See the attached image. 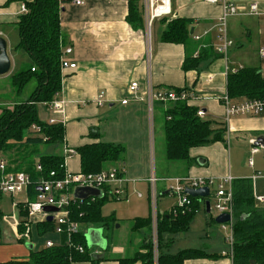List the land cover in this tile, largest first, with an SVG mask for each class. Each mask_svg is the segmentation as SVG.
<instances>
[{
    "label": "crops",
    "instance_id": "1",
    "mask_svg": "<svg viewBox=\"0 0 264 264\" xmlns=\"http://www.w3.org/2000/svg\"><path fill=\"white\" fill-rule=\"evenodd\" d=\"M84 1V4L79 5L73 0H60L63 43L73 47L69 59L77 63L75 69H61L62 83L57 98L64 99L66 103L60 110H52L44 103L38 105L42 120L54 118L57 123L65 126L62 144L64 160L69 154L66 146L77 149L92 142L123 145L125 151L119 161L107 164L106 168L122 169L123 176L128 180L126 199L130 194L140 199L146 197V202L150 203V215L141 217L151 218L153 215L152 188L156 190V208L159 214L170 212L177 205L178 202L170 206L165 204L166 198L176 196L170 191L171 181L167 179L176 177H202L217 181L230 174L234 178H251L257 205L264 207V202L259 200V197H264V147L254 144L257 137L264 135V111L258 115L233 116L226 121L225 107L219 101V96L228 92L230 72L246 67L257 68L261 72L264 70V58L259 55V48L264 42V0H228L238 7V12L228 19V34L234 44L227 55L218 54L216 50L219 42L217 25L224 12L221 2L170 0V13L165 17H156L149 27L146 0L140 2L143 12L141 25H135L128 19L131 0ZM255 2L258 12L252 13L251 5ZM22 4L21 0H0V34L8 42L12 59V68L9 73L0 75V84L11 79V75L23 67L24 63H30L27 53L14 50L19 42L15 23L22 14ZM175 17L191 18L194 21L193 38L188 48L183 44L162 40L167 22ZM15 31L17 37L14 35ZM196 35L200 39H196ZM195 43H200L202 47L211 46L213 51L205 52L197 67L186 70L183 65L187 54L198 55V49L194 50ZM132 82H138L134 91L130 89ZM151 88H186L193 91L194 97L188 103L202 109L205 113L203 118L213 121L214 128L225 130V139L193 147L190 149L189 161L176 163L169 161L165 155L164 136L161 140L164 151L159 149L158 157L156 126L164 134L162 113L174 103L157 102L151 114L147 102ZM23 91L16 93L13 88L9 96L0 85V105L11 107L26 100L29 96H24ZM101 93L103 102L98 104L97 98ZM4 95L8 96L3 97ZM245 98L247 97L238 96L232 99L241 101ZM92 128L93 137L89 134ZM28 147L36 151L33 159L37 163L41 155L36 159L38 151L33 145ZM254 147L259 150L252 153ZM258 154H261L260 157L255 159ZM1 156L2 151L0 159ZM251 157L253 165L248 162ZM65 165L70 171H81L78 152L67 156ZM260 172L263 175H258ZM152 175L158 178L155 185L149 180ZM138 187L143 189L142 192L137 191ZM147 190L149 195H146ZM5 196L10 197L13 202V197L6 194L2 195L0 202ZM23 199L16 201L22 205L20 202ZM205 200L206 198L202 200L187 231L168 235L169 242H166L164 250L177 253L181 249L197 248L214 255L189 258L184 264H233L232 243L227 240L231 231L229 233L227 225L223 227L221 223H217L212 209L207 211ZM13 207L15 215L22 219L24 215L21 214V208L14 204ZM4 215L6 214L0 208V216ZM34 219L37 225L40 217L36 216ZM135 219L131 220L132 224ZM1 227L3 230L4 226ZM89 228L101 227L88 226L87 231ZM131 230L132 237L113 240L112 231L109 232L110 239L102 229L107 241L106 248L94 244L90 247V258L72 264H121V258L133 257L138 251L144 253L143 245L151 235L152 226L133 229L131 225ZM48 236L46 240L60 244V235L53 231ZM177 238H184V241L175 247ZM19 240L16 244L2 246L0 262L27 260L32 249L45 246L44 243L37 248L32 238L24 241L19 237ZM30 244L32 247H29ZM135 264L142 263L139 261Z\"/></svg>",
    "mask_w": 264,
    "mask_h": 264
},
{
    "label": "trees",
    "instance_id": "2",
    "mask_svg": "<svg viewBox=\"0 0 264 264\" xmlns=\"http://www.w3.org/2000/svg\"><path fill=\"white\" fill-rule=\"evenodd\" d=\"M27 7V12L19 15L15 23L19 34V42L14 50L25 51L30 63L24 68H19L11 75V81L16 93H21L31 81L35 80L36 86L29 97L15 103L12 108L3 107L0 113V151L9 152L14 149L29 148V145L40 143L64 142L65 126L63 123L50 124L39 116L38 105L51 102L55 94L60 91L62 73L60 59L62 55L63 38L60 22L62 6L60 0H21ZM141 0H131L128 19L135 25L143 22ZM193 19L175 17L167 22L162 33V40L188 46L192 42L191 28ZM198 55L187 54L184 69L197 67L202 61L205 52L213 51V47H202L195 43L194 50ZM218 52V51H217ZM221 54V53H218ZM230 97L246 96L247 98H264V79L257 68L246 67L229 73L228 92ZM198 108L191 106L186 101H178L163 111L165 155L169 161H189L190 149L205 145L212 140L225 139V130L214 128V122L198 115ZM170 116V119L168 117ZM41 128V135H33L32 125ZM93 137V128L89 133ZM47 137L48 139H44ZM81 159V171L85 173L98 172L107 167L109 163H116L121 158L125 147L121 144L110 142H92L77 147ZM26 152L29 154L26 155ZM35 150L24 152L22 158L10 160L9 170L26 171L32 180L28 188L30 199L38 193V181L49 177L55 171L57 177L64 176L63 154H44L37 163L42 169H37L36 160L33 159ZM2 195H0V198ZM189 207L178 209L176 216L173 210L159 214V239L160 255L159 264H184L189 258L214 256L202 249L187 248L177 253L165 252L164 235H172L187 231L195 215L201 207L204 198L193 197ZM233 264H264V207L258 206L254 183L251 178H235L233 181ZM108 196L91 197L83 201L72 203L71 218L88 226L101 227L108 238L109 229L115 224V218L105 216L102 206ZM25 208L21 206V214L25 215ZM150 217H137L132 225L133 229L149 228ZM24 226L21 225L20 230ZM41 236L53 232L54 221L44 220L37 223ZM2 227L0 224V236ZM75 242L83 244L84 253H79L69 247L66 235L60 237L59 245L32 249L29 259H12L0 264H72L75 261L88 259L92 256L88 247L86 233L81 232L74 236ZM145 252L138 251L133 257L121 258V264H154L151 239L143 245Z\"/></svg>",
    "mask_w": 264,
    "mask_h": 264
},
{
    "label": "built area",
    "instance_id": "3",
    "mask_svg": "<svg viewBox=\"0 0 264 264\" xmlns=\"http://www.w3.org/2000/svg\"><path fill=\"white\" fill-rule=\"evenodd\" d=\"M75 3L82 5L85 3L84 0H73ZM212 2H221L224 7L223 15L219 19L218 23V39L216 50L227 55L230 47L234 44L233 39L228 34V19L230 16L235 15L238 12V7L228 0H209ZM166 5V0H146V10L148 21L147 25L150 27L153 20L156 17H164L170 13L169 11L162 10L161 8ZM160 9V10H159ZM159 10V11H158ZM22 12H27V7L22 4ZM252 13L258 12L257 3H252ZM263 33H264V22H263ZM196 39H200L199 35L195 36ZM73 53V47L70 45L63 44L62 55L60 59L61 69H75L77 63L69 59V55ZM259 55L264 58V42L259 48ZM236 71V70H234ZM264 79V70L261 72ZM138 87V82H132L130 89L134 91ZM59 91L55 94L51 102H44L52 110H60L66 101L64 99L57 98ZM194 97L193 91L186 88H162L154 90L151 88L148 93V106L149 111L153 114L155 105L157 102L160 103H176L178 101H190ZM219 101L225 107V119L228 121L231 117L237 115H258L264 111V98H245L241 101H234L228 93H224L219 96ZM98 104L103 102V93L97 98ZM198 115L203 118L205 115L202 109L198 110ZM170 119V116L168 117ZM50 124L57 123V120L51 118L47 121ZM31 131L33 135H41V128L38 125H32ZM48 139L47 137L44 138ZM258 147H254L252 153L257 152ZM66 151L69 152L67 156H73L77 153L76 149L66 146ZM64 160V176L57 177L55 171H51L49 177L42 176L38 181V193L34 199H30L28 194V188L32 184L30 175L23 170H9L7 161L0 159V195H9L13 197V204L21 208L19 201H16L14 197L18 194L25 193V198L21 200V204L24 206L26 213L22 219L13 215V228L17 235L23 239L30 240L32 238V227L36 224L34 217H40V221L47 220L48 216H53L54 221V232L58 235H66L65 243L79 253H84L86 248L83 244L75 242L74 236L81 232L86 233L87 227L85 224L73 220L70 216L71 205L77 201H83V199L76 198L74 191L79 186L99 188L102 191V196L107 195L117 199H123L127 195L126 182L128 181L122 174V169L118 167H111L102 169L98 172L85 173L82 171L73 172L66 169ZM249 164L253 165V158H249ZM37 169H42L41 164L37 163ZM263 175V173H258ZM232 175H226L220 180H214L210 178H193V177H176L167 179L171 181L170 191L178 197V203L173 207L174 216L177 215L178 209H184L191 205V195L186 192L189 187L198 188L208 186L210 188V195H212L211 209L215 210L218 215L222 213L231 214V220L226 223H221L223 227H226L227 223H231V233L227 237L229 242H233V181ZM149 180L152 185L158 180L156 176H151ZM152 204H153V215L152 219V232L150 235L152 250H153V262L159 264L160 255V239H159V213L156 206V190L152 188ZM140 195V193H139ZM92 199L97 198L92 196ZM259 200L264 202V197H259ZM21 205V206H22ZM54 206L59 208L58 211H46L45 207ZM7 218V215L2 216V221ZM23 225L24 229L20 230V226ZM62 244V243H60ZM59 245L54 241L48 239L45 241L46 247Z\"/></svg>",
    "mask_w": 264,
    "mask_h": 264
},
{
    "label": "rangeland",
    "instance_id": "4",
    "mask_svg": "<svg viewBox=\"0 0 264 264\" xmlns=\"http://www.w3.org/2000/svg\"><path fill=\"white\" fill-rule=\"evenodd\" d=\"M15 33H16V31H15ZM14 35H16V37H17V33ZM11 38H13V37H11ZM21 51L23 53H26L23 50H21ZM26 64L27 63H24L22 68L26 67ZM0 85H1L2 89H5L6 92L8 93V95L11 96L10 92L13 89L11 79L8 78L7 80H4ZM35 86H36L35 80L31 81L24 88L23 95L29 96L32 93V91L34 90ZM8 95H4L3 97H7ZM13 106L14 105H12L11 107H9L7 105H0V113H1V108H3V107L12 108ZM156 123H157V121H156ZM163 138H164V134H161L160 129L156 126L155 144H156V152L158 154V157H160L159 149L164 151L163 143L161 141ZM33 147L38 151V155H36L35 158L39 157L40 155H43V154H62V151H63L61 143L57 144V143H45L44 142V143H40V144H33ZM27 149L28 148L23 147L20 150L14 149L13 151H9L7 153L2 152L1 159L10 163V160L13 158H16V157L22 158L24 156V152ZM28 151L31 152L30 149H28ZM27 154H29V153L26 152L25 157L27 156ZM259 155H261V154H258L257 156H255V159L259 158L260 157ZM176 163H178V162H176ZM138 188H139V190H137V191L142 192L141 190H143V189L141 187H138ZM146 195H149L148 190L146 191ZM167 195H169V194H166V196ZM15 198H16V200L23 199V198H25V193L18 194V195H16ZM145 198L140 199V198H138V196L130 194V197H128L127 199L125 197L123 199H117V198L113 199V198L109 197L105 201L104 205L102 206L103 214L107 215V216H112L115 218V221H114L115 224H113L112 228L109 229V231H108V234H109V232L111 233V231H112L113 240H116V239L125 240L127 236L129 238L132 237L133 232L131 230V225H133V224L131 223V220L133 218L150 215V210H151L150 203H147ZM207 199H212V195H209L207 197ZM177 202H178V197L174 196V195H171L169 198H166V200H165L166 206H170L172 203L176 204ZM0 208L3 210L4 214L7 215V218L4 219L3 221H2V217L0 216V224L4 226L3 230H2V235L0 236V249H1L2 246H4L5 244H16V243H18V241L20 242V240H19L18 235L16 233H14L15 229L13 228V220H14L13 215H15V207H13V202H11L10 197H8V196L4 197V199L0 202ZM211 212L215 218H216V216H218V213L215 210H212ZM147 217H149V216H147ZM230 226H231V223H227V227H229V229H230ZM195 229H197V227ZM230 231L231 230H229V233H230ZM48 234L49 233L41 236L39 234L38 229H37V225L34 224V226L32 227V241L37 248L44 245L46 239L50 236V235L48 236ZM168 237L169 236L167 234L164 235L163 241H164L165 245H167V243L169 242ZM109 238L111 239L110 234H109ZM24 241H26V239ZM183 241H184V238H177L175 243H174V246L176 247L178 245H181V243H183ZM21 243H25V242L21 241ZM176 251L177 250H175V252Z\"/></svg>",
    "mask_w": 264,
    "mask_h": 264
},
{
    "label": "water",
    "instance_id": "5",
    "mask_svg": "<svg viewBox=\"0 0 264 264\" xmlns=\"http://www.w3.org/2000/svg\"><path fill=\"white\" fill-rule=\"evenodd\" d=\"M194 33V27L191 28V34ZM12 68V59L9 54L8 42L4 36L0 34V75H5L10 72ZM255 146L264 147V135L257 137L254 142ZM186 192L193 197L206 198L205 206L207 211H211V200L207 199L210 195V188L208 186L192 188L189 187L186 189ZM74 195L79 199H88L92 196L102 197V191L99 188L79 186L75 189ZM46 211H58L59 208L54 206L45 207ZM231 214L222 213L216 217L217 223H226L231 220ZM47 220L52 221L53 216H48ZM102 228H89L86 233L88 247H92L94 244L101 245L103 248H106L107 241L103 237ZM29 247H32L31 244Z\"/></svg>",
    "mask_w": 264,
    "mask_h": 264
},
{
    "label": "bare ground",
    "instance_id": "6",
    "mask_svg": "<svg viewBox=\"0 0 264 264\" xmlns=\"http://www.w3.org/2000/svg\"><path fill=\"white\" fill-rule=\"evenodd\" d=\"M162 10L169 11L170 9V0H166V5L161 8ZM160 10V9H159ZM158 10V11H159Z\"/></svg>",
    "mask_w": 264,
    "mask_h": 264
}]
</instances>
